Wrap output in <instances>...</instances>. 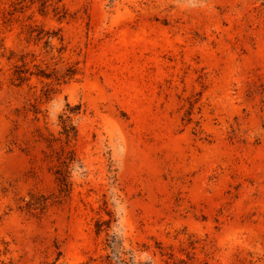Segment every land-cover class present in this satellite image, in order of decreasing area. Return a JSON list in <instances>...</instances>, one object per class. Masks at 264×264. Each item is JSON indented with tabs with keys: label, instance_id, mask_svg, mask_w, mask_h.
<instances>
[{
	"label": "rangeland",
	"instance_id": "rangeland-1",
	"mask_svg": "<svg viewBox=\"0 0 264 264\" xmlns=\"http://www.w3.org/2000/svg\"><path fill=\"white\" fill-rule=\"evenodd\" d=\"M0 264H264V0H0Z\"/></svg>",
	"mask_w": 264,
	"mask_h": 264
}]
</instances>
